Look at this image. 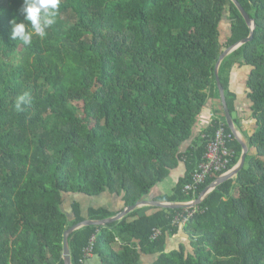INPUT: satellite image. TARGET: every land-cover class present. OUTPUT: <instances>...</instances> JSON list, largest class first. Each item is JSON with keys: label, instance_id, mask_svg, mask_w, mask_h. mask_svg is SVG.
<instances>
[{"label": "trees", "instance_id": "trees-1", "mask_svg": "<svg viewBox=\"0 0 264 264\" xmlns=\"http://www.w3.org/2000/svg\"><path fill=\"white\" fill-rule=\"evenodd\" d=\"M256 24L251 42L224 59L219 77L232 116L234 66L250 67L247 86L257 131L236 179L216 188L184 229L172 226L181 210H136L107 226L69 237L72 264L96 236L102 264H264V0H238ZM22 0H0V264H65L64 235L87 219L115 214L65 198L111 193L136 205L185 163L186 176L160 202L192 198L184 188L225 114L213 119L201 145L182 152L208 103L220 99L217 63L251 29L232 0H61L56 23L31 45L11 39L9 21L23 19ZM231 33L221 39L223 20ZM30 102L18 110V97ZM84 104L80 113L73 105ZM234 119V118H233ZM237 123V120H235ZM236 152L239 140L229 144ZM209 178L197 195L219 179ZM235 189L239 195H233ZM155 228L163 235L151 240ZM184 230V246L167 240ZM117 247V248H116Z\"/></svg>", "mask_w": 264, "mask_h": 264}, {"label": "crops", "instance_id": "crops-1", "mask_svg": "<svg viewBox=\"0 0 264 264\" xmlns=\"http://www.w3.org/2000/svg\"><path fill=\"white\" fill-rule=\"evenodd\" d=\"M251 72L250 67L244 64H239L233 67L230 77V86L229 91L232 96L235 97V113L233 118L237 120L235 123L237 139H239L240 144L244 143L249 145V138L257 131L258 125L256 120L253 117L252 113V103L249 99V88L247 86L248 76ZM224 114V109L220 99L211 100L207 107L204 109L203 113L199 116L198 122L194 128L192 138L183 146L182 152L185 153L189 148H193L198 143V147L201 145L200 138L201 135L210 127L213 119L217 118L221 120L222 115ZM235 122V121H234ZM242 142V143H241ZM197 147V146H196ZM195 147V148H196ZM243 148V146H242ZM187 173L186 164L182 163L178 169L174 170L171 176L165 180L163 183L157 185L145 200L157 201L158 198L164 196H171L176 188L180 179L184 178ZM234 196L239 195V190L235 189L233 191ZM72 196H79V194H74ZM80 197V196H79ZM81 198L84 205H81L84 215L87 214L88 210L91 208H105L115 215L121 213L126 207L122 198L113 195L109 192L104 193L97 197L88 198V196H82ZM71 198V197H69ZM94 201H93V200ZM77 202V201H76ZM74 200L69 204L70 210L65 211L72 214L71 206L76 203ZM79 203V202H77ZM66 205V201L64 206ZM67 206V205H66ZM157 207L149 206L142 207L137 210H140L138 215H152L157 212L155 209ZM70 214V215H71ZM181 246H184L189 252L192 251V243L190 236L184 231L180 230L176 235L171 236L167 240L166 250L168 252L177 250ZM117 248V247H116ZM142 261L144 264H153L156 261V256L154 255H143ZM87 264H102V261L98 255H93L87 262Z\"/></svg>", "mask_w": 264, "mask_h": 264}, {"label": "water", "instance_id": "water-1", "mask_svg": "<svg viewBox=\"0 0 264 264\" xmlns=\"http://www.w3.org/2000/svg\"><path fill=\"white\" fill-rule=\"evenodd\" d=\"M232 2L238 8V10L242 14L243 18L245 19L248 27L251 29V34H250V36L248 38H246V39L242 40L241 42L237 43L236 45L226 49L224 51V53L221 55V57H220V59H219V61L217 63V67H216V81H217V86H218V89H219V92H220V97H221V101H222V105H223L224 114H225V118H226L227 124H228L229 128L231 129V131L237 137L235 122H234L233 116H232V114L230 112V109H229V105H228V102H227V99H226L225 89H224L223 84L221 82V79L219 77V69H220V66H221L222 62L224 61V59L226 57H228L230 54H232L235 50L239 49L241 46H243V45H245L248 42H251L253 40L254 31L256 29V24H255L254 20L250 17V15L246 12V10L243 8V6L240 4V2L238 0H232ZM242 146H243V152H242L241 158H240L239 162L237 163V165L229 173L219 177V179L215 183H213L211 186L206 188V190L202 193V195L197 199L196 202L171 203V202L142 200V201H140L139 203H137L134 206L125 208L121 213L115 215L114 217H111V218H108V219H105V220H90V219H87V220H85V221H83L81 223H78V224L72 226L70 229H68L65 232V235H64L63 259L65 261V264H72L71 250H70V246H69V237L74 232H76V231H78V230H80V229H82L84 227H90V226H104L105 227V226H107L110 223L121 221L127 215H129L130 213H132V212H134L137 209L142 208V207L154 206V207L162 208V209L181 210V209H191V208H194L196 206H200L205 201V199L216 188H218L220 185H222L223 183H225V182H227L229 180L236 179L238 174L244 169L245 164H246V157H247V154L249 152V148L244 143H242Z\"/></svg>", "mask_w": 264, "mask_h": 264}, {"label": "built area", "instance_id": "built-area-1", "mask_svg": "<svg viewBox=\"0 0 264 264\" xmlns=\"http://www.w3.org/2000/svg\"><path fill=\"white\" fill-rule=\"evenodd\" d=\"M236 137L233 132H229L220 122L218 130L210 138L204 156L196 168L193 178L184 188L185 193L190 196L191 202H196V197L200 188L206 184L209 178L214 175L220 177L229 173L233 168L232 164L236 158V152L230 148V142ZM199 212V206L191 209H185L175 215L172 226L184 229L189 221ZM163 235L161 229L155 228L151 234V240L156 241ZM96 236H92L88 246L84 249L83 258L79 264H87L88 260L95 254Z\"/></svg>", "mask_w": 264, "mask_h": 264}, {"label": "clouds", "instance_id": "clouds-1", "mask_svg": "<svg viewBox=\"0 0 264 264\" xmlns=\"http://www.w3.org/2000/svg\"><path fill=\"white\" fill-rule=\"evenodd\" d=\"M61 0H22L20 13L22 20L13 18L9 21L11 39L24 45H31L33 37L45 38L47 30L57 21ZM30 102L29 93L18 97L16 107Z\"/></svg>", "mask_w": 264, "mask_h": 264}, {"label": "rangeland", "instance_id": "rangeland-1", "mask_svg": "<svg viewBox=\"0 0 264 264\" xmlns=\"http://www.w3.org/2000/svg\"><path fill=\"white\" fill-rule=\"evenodd\" d=\"M230 22L227 20V19H224L223 20V23H222V26H221V39H222V41H225V40H227L228 39V37L230 36V31H231V28H230ZM74 106H75V108L78 110V112H82L83 111V107H84V104L83 103H81V102H75L74 104H73ZM80 196V197H79ZM79 196H72V195H70V196H67L66 198H65V201H66V205L64 206L65 207V209L66 210H70V208L68 207L69 206V204L71 203V201L72 200H74V202H79L80 204H82V205H84V203H83V201H82V199L81 198H84V197H82V196H85V195H79ZM69 197H71V198H69ZM88 198H91V197H88ZM198 198H196V200H197ZM93 200V199H92ZM94 201V200H93ZM191 202V200L190 201H188V202H183V203H190ZM71 214V213H70Z\"/></svg>", "mask_w": 264, "mask_h": 264}]
</instances>
